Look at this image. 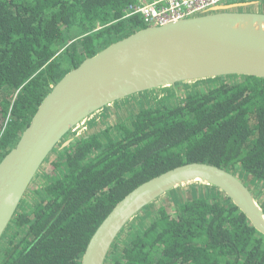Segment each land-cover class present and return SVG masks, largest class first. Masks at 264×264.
<instances>
[{
    "label": "trees",
    "instance_id": "1",
    "mask_svg": "<svg viewBox=\"0 0 264 264\" xmlns=\"http://www.w3.org/2000/svg\"><path fill=\"white\" fill-rule=\"evenodd\" d=\"M144 1L0 0V161L60 78L145 28L140 16H125ZM167 88L163 97L148 96L156 89L131 96L138 108L123 114L122 101L105 107L99 121L105 126L88 121L87 132L58 150L51 165L60 173L32 191L26 208L18 207L0 240L8 230L0 264H80L117 202L189 162L240 169L264 183V79L219 77ZM207 188L193 199L179 198L176 188L167 192L172 212L147 205L126 224L121 247L114 242L105 264H264V236L222 192Z\"/></svg>",
    "mask_w": 264,
    "mask_h": 264
},
{
    "label": "water",
    "instance_id": "2",
    "mask_svg": "<svg viewBox=\"0 0 264 264\" xmlns=\"http://www.w3.org/2000/svg\"><path fill=\"white\" fill-rule=\"evenodd\" d=\"M234 6L140 29L60 78L0 161V240L50 153L91 115L133 95L178 83L231 76L264 79V13L232 11ZM190 183L218 189L264 236V212L233 172L189 162L150 178L117 202L92 234L80 264H105L118 234L136 214Z\"/></svg>",
    "mask_w": 264,
    "mask_h": 264
},
{
    "label": "rangeland",
    "instance_id": "3",
    "mask_svg": "<svg viewBox=\"0 0 264 264\" xmlns=\"http://www.w3.org/2000/svg\"><path fill=\"white\" fill-rule=\"evenodd\" d=\"M245 1V0H244ZM243 0H232L231 2H235V3H245ZM260 3H264V0H260L258 1V5H256V3L254 2V7L246 9L244 7H240L237 9H233L232 11H238V12H256L258 10H261V8L264 7V5H261ZM211 84H206V83H198L196 86H203V87H207ZM182 87V86H179ZM178 87V88H179ZM177 89V88H175ZM169 91H171V88H159L156 89L153 93H149V95H154L158 96L161 95L162 97L164 95H169ZM166 94H165V93ZM172 93H176L175 96L178 97L177 99L180 100L182 99L184 93L182 94L181 92H178L177 90H173ZM139 94L133 95V96H138ZM173 97V96H172ZM170 97V99H167V101H169L168 103L172 104L174 102L173 98ZM176 100V99H175ZM131 103V97L125 98L124 102L122 103ZM136 105L132 108V110H135L138 108V105L136 102H134ZM141 103H145L143 100L141 101ZM112 108H115L114 106H112ZM129 108V107H128ZM129 110V111H132ZM104 111V110H103ZM101 113L100 112H96L95 114L92 115V117L90 119H94V117H98L100 118V122L104 121L101 119ZM124 112H122L121 114H123ZM114 115V114H113ZM86 120L85 125H87L88 121L90 120ZM112 119H116L115 115L114 117L110 118L109 116L105 119V121L107 123H111ZM95 120V119H94ZM96 121V120H95ZM98 123V122H97ZM98 125L101 126H105V123L99 124ZM88 129L85 131L87 132ZM84 132V133H85ZM73 134H75L74 132L70 131L68 136L66 137V140H62L53 150L52 153H50V155L48 156V158L46 159V161L44 162L43 166L41 167L40 171H39V175L31 182V185L28 189V192L26 193V195L24 196L22 203L20 204V208L19 210H23V208L27 207V202L30 201V196L32 194V191L37 189L39 186H42L44 184H46L49 180H51V178H53L55 175L60 173L59 168H53L51 163L52 161H56L58 159V150L61 149L62 145L64 143H66L69 140H72L71 137L73 136ZM60 146V147H59ZM234 174L246 185V187L250 190V192L253 195V198L255 200V202L257 203V205L262 209V211L264 212V183L259 181L258 179L254 178L253 176L249 175L248 173L238 169L236 171H234ZM176 191L178 192V196L181 199H193L195 197L198 196H202L204 194H206L207 192H209L207 185L203 184V183H190V184H186L184 186H181L179 188H176ZM164 206L166 209H168L169 212H172L173 209H175V203H174V197L173 194H169L167 193L166 195L161 196L160 198H158L157 200H155L153 202V207L156 209L158 207ZM154 212L150 213L149 215H147L145 218H147L146 220H152L154 219ZM137 217V215L135 216ZM131 221V220H130ZM135 221V219L132 220L131 223H133ZM123 233L118 237V239L115 240L116 245H118V248L121 247L122 245V241H124L126 233H127V226L125 228H123ZM10 235V232L7 230L5 235H4V239L1 241V246H3L8 237ZM106 264H110V262L107 261Z\"/></svg>",
    "mask_w": 264,
    "mask_h": 264
},
{
    "label": "built area",
    "instance_id": "4",
    "mask_svg": "<svg viewBox=\"0 0 264 264\" xmlns=\"http://www.w3.org/2000/svg\"><path fill=\"white\" fill-rule=\"evenodd\" d=\"M231 1L232 0H149L128 7L125 16H140L145 27L163 26L183 20L187 17L213 13L214 9L229 5ZM135 105V103L125 102L122 103L121 109L123 111L124 109H130ZM114 115L110 118L114 117ZM91 117L92 115L86 120ZM94 119L100 123V118L94 117ZM86 120L80 122L71 129V131L75 133L73 134L75 137L82 135L87 129L89 130L87 125H85Z\"/></svg>",
    "mask_w": 264,
    "mask_h": 264
},
{
    "label": "crops",
    "instance_id": "5",
    "mask_svg": "<svg viewBox=\"0 0 264 264\" xmlns=\"http://www.w3.org/2000/svg\"><path fill=\"white\" fill-rule=\"evenodd\" d=\"M258 1H260V0H245L244 1L245 3L238 2L237 4H239V5L236 4V6H238V7H236V6H234V7H236V8L244 7L246 9H249V8L254 7V4H253L254 2L256 3V5H258ZM232 4H235V2H230L229 3V5H232ZM260 4L264 5V3H260ZM252 12H254V11H252ZM256 13H264V7L261 8V10L256 11ZM120 112H122L121 106H120V109H119L118 113H120ZM113 114H110L109 117H111Z\"/></svg>",
    "mask_w": 264,
    "mask_h": 264
},
{
    "label": "bare ground",
    "instance_id": "6",
    "mask_svg": "<svg viewBox=\"0 0 264 264\" xmlns=\"http://www.w3.org/2000/svg\"><path fill=\"white\" fill-rule=\"evenodd\" d=\"M187 83H190V82H187ZM84 121V120H83Z\"/></svg>",
    "mask_w": 264,
    "mask_h": 264
},
{
    "label": "flooded vegetation",
    "instance_id": "7",
    "mask_svg": "<svg viewBox=\"0 0 264 264\" xmlns=\"http://www.w3.org/2000/svg\"><path fill=\"white\" fill-rule=\"evenodd\" d=\"M235 4H237V3H235Z\"/></svg>",
    "mask_w": 264,
    "mask_h": 264
}]
</instances>
